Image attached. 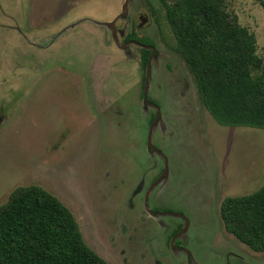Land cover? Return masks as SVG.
I'll list each match as a JSON object with an SVG mask.
<instances>
[{
    "label": "rangeland",
    "instance_id": "rangeland-1",
    "mask_svg": "<svg viewBox=\"0 0 264 264\" xmlns=\"http://www.w3.org/2000/svg\"><path fill=\"white\" fill-rule=\"evenodd\" d=\"M123 2L0 0V204L17 186H42L109 264H188L184 249L192 264H264V252L226 232L219 217L225 197L264 182V128L217 123L169 29L161 31L145 0H132L114 27L119 43L134 31L155 45L148 97L161 119L152 142L168 166L148 207L183 217L145 212L165 162L146 146L157 110L142 99L140 49L118 48L107 25ZM224 3L262 55L260 0Z\"/></svg>",
    "mask_w": 264,
    "mask_h": 264
},
{
    "label": "trees",
    "instance_id": "trees-1",
    "mask_svg": "<svg viewBox=\"0 0 264 264\" xmlns=\"http://www.w3.org/2000/svg\"><path fill=\"white\" fill-rule=\"evenodd\" d=\"M145 1L161 31L169 29L172 47L215 121L264 128V45L259 55L255 35L227 12L224 0ZM148 53L142 49L144 63ZM219 214L226 232L264 252V182L250 193L225 197ZM0 264L109 263L87 245L58 197L29 184L15 187L0 204Z\"/></svg>",
    "mask_w": 264,
    "mask_h": 264
},
{
    "label": "flooded vegetation",
    "instance_id": "flooded-vegetation-1",
    "mask_svg": "<svg viewBox=\"0 0 264 264\" xmlns=\"http://www.w3.org/2000/svg\"><path fill=\"white\" fill-rule=\"evenodd\" d=\"M128 14V12H127ZM127 14L123 17H119V18H124L127 16ZM119 15V14H118ZM117 15V16H118ZM116 16V17H117ZM142 19V22H145V19H143V17H141ZM117 20V19H116ZM116 22V21H115ZM115 22L112 26H108L109 29L111 30V37L115 43V45L120 48V49H125L126 46H128L129 44H133V45H137V47H139L140 49V60L142 62V65L143 67L145 68V75H144V79H143V88H142V99L144 101V105L148 108V106H151V107H154L157 111L154 112V113H151L150 115V118H149V127H148V130H147V134H146V146H147V149L152 153V155L154 154H157L159 156H161L163 159H164V162H165V165H164V168L162 167L161 169V172L160 174L153 180V182L148 186L147 188V191L145 193V196H144V201H143V205H144V208H145V212L151 217V218H156L157 219V216L161 213L163 214H170V215H173V216H182V213L179 214V213H176V212H170V211H167V210H161L159 211V208L158 209H150L148 207V193L151 191V189H153L154 187H157L161 180H163L165 178V176L168 174V166H167V156L165 155V153L163 152V150H161L157 145L153 144L152 142V134H153V131L156 129L155 126L158 124L159 120L161 119V113L159 112V109L158 107L156 106V104L151 101L148 97V92H149V80L151 78V72H152V62L154 61L155 59V45L154 43L151 41V40H147V39H144L142 37H139L134 31H130L129 33H127L125 36H124V40H123V43H119L118 40H117V37L119 35H122V32L119 31L117 32L115 30ZM130 34H133L135 35L136 38H127L128 35ZM137 38L139 39H144V40H147L149 41L150 43H142L141 41H139ZM145 46H148V47H145ZM153 47L154 49L152 50ZM142 49H146V50H149V53H148V57H147V60L146 62L144 63L143 62V59H142ZM182 57V56H181ZM184 60V59H183ZM186 63V62H185ZM149 65V77H148V88H147V93H146V99L148 100V102H146L143 98V93H144V87H145V78H146V74H147V67ZM188 66V65H187ZM189 68V67H188ZM190 70V69H189ZM191 72V71H190ZM192 73V72H191ZM193 75V74H192ZM194 78V77H193ZM195 82V80H194ZM196 86V84H195ZM198 94V93H197ZM199 98V97H198ZM200 100V99H199ZM157 117V121L156 123L154 124L152 130H151V133L149 134V131H150V128L155 120V118ZM148 136L150 137L149 140H150V143L151 145L153 146L152 148L148 146ZM162 176V177H161ZM219 217H220V214H219ZM221 219V218H220ZM188 228V222H186V224L183 226L182 229L178 230V232L176 231L175 233L172 234V239L170 240V244L172 246L173 249H176L175 247V244H174V240H176L179 236H182V234L185 232V230ZM183 250V248H182ZM187 253V261H188V264H192L190 262V258H189V254H190V251L187 250V249H184Z\"/></svg>",
    "mask_w": 264,
    "mask_h": 264
},
{
    "label": "water",
    "instance_id": "water-1",
    "mask_svg": "<svg viewBox=\"0 0 264 264\" xmlns=\"http://www.w3.org/2000/svg\"><path fill=\"white\" fill-rule=\"evenodd\" d=\"M131 1L132 0H124L123 5H122V12L117 17H115L111 22H108L107 23L108 26H112L114 24V22L116 21V19H118L119 17H123V16H125L127 14L128 6L131 3ZM145 47H148V46H145ZM151 48H152V50L154 49L153 47H151ZM149 68L150 67L148 65L147 74H146V78H145L144 93H143V98H144V100L146 102H148V100L146 99V93H147V88H148V77H149V73H150ZM1 121H2V116H0V123H1ZM156 121H157V117L155 118V120H154V122H153V124H152V126L150 128L149 134L151 133V130H152L154 124L156 123ZM149 138L150 137L148 136V146L152 148L153 146L151 145Z\"/></svg>",
    "mask_w": 264,
    "mask_h": 264
}]
</instances>
